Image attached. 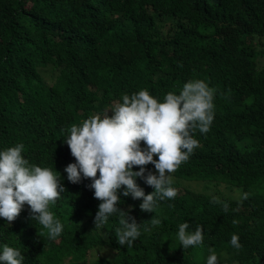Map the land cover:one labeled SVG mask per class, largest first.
<instances>
[{
  "label": "trees",
  "instance_id": "1",
  "mask_svg": "<svg viewBox=\"0 0 264 264\" xmlns=\"http://www.w3.org/2000/svg\"><path fill=\"white\" fill-rule=\"evenodd\" d=\"M190 80L215 90L214 119L206 134L194 132L200 146L173 178L250 195L213 204L214 196L192 200L173 182L176 197L144 213L121 188L118 207L138 224L161 220L149 231L142 224L133 246L121 247L116 216L95 229L100 201L91 180H67L64 168L75 160L63 142L73 124L103 115L123 94L147 90L163 102ZM17 144L29 164L60 173L65 188L49 205L63 225L55 240L30 209L10 224L0 218V252L18 249L23 264H207L209 248L218 264H264V0H0V151ZM136 182L145 195L153 191ZM184 222L202 226V245L181 248ZM97 248L114 258L85 262Z\"/></svg>",
  "mask_w": 264,
  "mask_h": 264
},
{
  "label": "clouds",
  "instance_id": "2",
  "mask_svg": "<svg viewBox=\"0 0 264 264\" xmlns=\"http://www.w3.org/2000/svg\"><path fill=\"white\" fill-rule=\"evenodd\" d=\"M214 96L215 90L203 80L186 82L179 94L164 95L163 102L147 90H140L123 94L122 102H115L103 115H92L80 125L70 127L63 143L75 163L68 164L64 172L71 184H79L82 178L91 180L88 187L93 190L94 199L100 201L93 221L95 229H101L110 217L116 216L119 223L115 229L116 242L121 247H132L141 235L142 224L149 226L144 231L161 225L156 216L138 224L129 215L131 209L123 211L118 207L121 202L118 192L123 188L124 197L142 201L139 209L144 213H153L158 202L174 199L177 190L171 186V174L200 146L194 132L206 134L210 130ZM23 150L24 145L17 144L0 151V218L10 224L26 204L31 219L47 230L48 239L55 240L61 235L63 225L49 210V205L55 204L65 192L60 173L29 164L22 155ZM149 164L153 165L154 172L146 169ZM134 167L139 170L133 171ZM138 178L153 189L150 194L145 195L136 182ZM249 195L243 193L241 200L248 199ZM211 202L221 203L215 197ZM222 210L227 213L229 205L223 203ZM190 229L187 222L178 226L176 235L182 249L203 243L202 226ZM230 244L237 250L242 247L235 234ZM209 252L207 264H218L214 250L209 248ZM23 261L24 256L18 249L3 246L0 264H23Z\"/></svg>",
  "mask_w": 264,
  "mask_h": 264
},
{
  "label": "rangeland",
  "instance_id": "3",
  "mask_svg": "<svg viewBox=\"0 0 264 264\" xmlns=\"http://www.w3.org/2000/svg\"><path fill=\"white\" fill-rule=\"evenodd\" d=\"M156 20L159 23H166L169 21V17H156ZM152 171L154 172L155 170ZM172 181L179 185V188L183 189V191L186 193L185 195L190 196L192 200L197 199L201 194L212 195L218 199L230 201H236L242 196V188L240 187L229 186L226 184H217L213 182L188 181L184 179L177 180L173 178V176ZM23 208L29 209L26 204L23 206ZM91 256L92 257L88 258L85 262H95L100 259L112 260L115 254L110 249L97 248L96 250L94 249L92 251Z\"/></svg>",
  "mask_w": 264,
  "mask_h": 264
}]
</instances>
